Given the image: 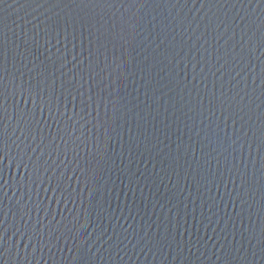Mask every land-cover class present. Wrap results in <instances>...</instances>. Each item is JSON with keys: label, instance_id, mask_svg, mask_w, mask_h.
I'll return each mask as SVG.
<instances>
[{"label": "water", "instance_id": "1", "mask_svg": "<svg viewBox=\"0 0 264 264\" xmlns=\"http://www.w3.org/2000/svg\"><path fill=\"white\" fill-rule=\"evenodd\" d=\"M0 264H264V0H0Z\"/></svg>", "mask_w": 264, "mask_h": 264}]
</instances>
